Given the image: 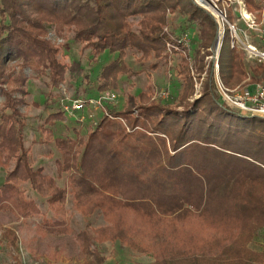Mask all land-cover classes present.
Wrapping results in <instances>:
<instances>
[{"label":"trees","instance_id":"trees-1","mask_svg":"<svg viewBox=\"0 0 264 264\" xmlns=\"http://www.w3.org/2000/svg\"><path fill=\"white\" fill-rule=\"evenodd\" d=\"M244 2L260 19L264 0ZM176 10L186 17L182 29L165 33L167 13ZM131 18H138L136 28ZM191 26H196V34L188 41L200 73L201 52L211 47L218 25L192 0H0V91L6 96L0 111V167L6 168L0 210H9L21 220L42 216L36 227L40 235H70L66 209L70 195L73 208L87 223L96 213L108 223L85 227L76 235L82 250L94 257L99 256L94 249L98 241L119 239L147 251L138 246V233L148 231L151 239L168 242L179 233L189 242L197 228L218 234L213 242L226 253L225 242L239 221L247 222L251 230L257 215L264 214V168L221 146L220 136L228 137L235 129L229 116H255L231 111L219 101L211 66L199 98L189 101L193 77L184 57L178 69L181 88L172 101H153L146 92L129 96L121 110L106 107L111 117L100 115L76 139L54 136L56 122L66 116L61 108L49 113L38 129L45 135L43 141L56 148L62 185L43 167L33 166L31 148L25 145L29 116L20 110L29 94L25 69L47 77L51 91L63 83L69 68L60 57V46L48 39V28L57 38L71 35L93 58L105 52L116 54L101 68L97 92L92 94L96 95L119 88V76L129 71L128 49L147 59L161 58L167 41L184 40ZM223 50L222 42L218 63L224 84L264 82L263 62H247L230 42L228 57L222 60ZM22 183L44 199L51 215L26 196ZM1 235L11 245L18 242L11 228ZM207 243L211 242L205 241L203 247Z\"/></svg>","mask_w":264,"mask_h":264},{"label":"rangeland","instance_id":"rangeland-1","mask_svg":"<svg viewBox=\"0 0 264 264\" xmlns=\"http://www.w3.org/2000/svg\"><path fill=\"white\" fill-rule=\"evenodd\" d=\"M193 3L202 8L194 1ZM216 4L218 9L224 11L227 21L235 26L238 38H233L234 45L242 52V56L247 62L256 60L247 56L243 50V43H250L256 46L258 50H264L259 31L247 29L244 22L238 18V13L233 7L224 9L223 4L225 3L222 1H218ZM205 10L212 15L218 25L213 43H215L220 30L223 33L218 52L213 43L207 50H202L204 67L201 72L199 73L197 66H195L193 47L188 41L189 38L195 36L196 26L186 29L187 36H184V40L178 41L179 43L167 41L166 49L161 58L151 57L147 59L142 56L141 52L128 49L125 61L129 71L127 74L119 76V88L112 89L117 93L118 98L114 107H110L121 110L129 96L135 97L140 92L149 94L153 101L164 103L172 101L181 88L178 69L184 57L188 60L190 74L193 77V92L189 101L200 97L208 67L212 66L215 58L219 61L222 42L224 47L222 60L227 59L228 45L234 35L226 20L223 21L218 14L215 15L212 11ZM185 19V15L179 10L168 12L163 31L165 33H179ZM131 21L136 28L138 18H131ZM225 28L226 38L223 40ZM47 37L60 46V57L69 66L65 80L58 88L50 91L51 88L47 85V77L37 76L26 68L25 74L28 76L27 90L29 94L26 96V103L20 107V110L29 116V124L25 128L24 139L25 145L31 148L33 166L35 168L43 167L46 174L53 176L57 183L62 185L63 178L58 176L57 171L58 154L56 148L43 141L45 135L38 128L49 113L60 108L61 98L65 96L72 98L89 97L95 94L101 68L113 60L116 54L105 52L100 57L93 58L90 50L82 51L80 44L74 41L71 35L65 34L64 38H57L53 28H48ZM221 82L230 88L240 87L241 89L245 87L243 85H226L222 79ZM163 91L168 92L167 97H162ZM217 98H219L218 95ZM5 104L6 96L0 91V111ZM65 116V121H58L53 127L56 137L76 139L78 135H85L88 126L92 125L89 122L76 123L74 117L68 113H65ZM226 117L228 119V116ZM229 124L230 126L232 124L235 129L228 137L225 133L220 136L221 146L264 168V118L260 116L240 118L231 115L229 116ZM11 166L12 164L9 168ZM5 172L6 168L0 167V185L3 182ZM21 188L28 198L35 200L43 213L51 215L44 199L39 197L28 183H22ZM66 209L68 223L73 232L70 235L62 236L50 234L43 236L37 233L36 227L41 223L42 216H32L26 220H21L9 210H0V264H154L167 261L171 264H264V214L257 215L251 230H248L247 222L243 225L239 221L231 232V238L225 242L229 245L226 253L223 252V248L216 245L217 242H213L212 237L218 234L197 228L196 233L194 231L193 241L189 242L184 240V236L181 237L179 233L171 235V242L165 238L151 239L148 231L138 233V246L147 251L133 249L119 239L98 241L95 242L94 249L99 253V256L94 257L82 250L76 241V235L85 227H106L108 223L101 213H96L87 223V218H84L73 208L70 195ZM124 227L126 228V225ZM129 227L132 228V225H128L127 229ZM5 228H11L17 234L18 242L15 246L3 239L1 232ZM142 230L139 229V231ZM182 241H186L187 244H182ZM205 241L211 243H207L203 247ZM182 248L184 250L181 251ZM219 253L220 256H218ZM99 257L101 261H99Z\"/></svg>","mask_w":264,"mask_h":264},{"label":"built area","instance_id":"built-area-1","mask_svg":"<svg viewBox=\"0 0 264 264\" xmlns=\"http://www.w3.org/2000/svg\"><path fill=\"white\" fill-rule=\"evenodd\" d=\"M196 4L202 8L209 10L208 7L214 8L218 12V16L230 26V30L234 32L232 36L231 45H234V39L238 38L236 34L235 26L229 23L226 19V15L223 10L217 8L216 2L222 1L224 9L233 7L238 13V18L241 19L246 25L247 29L258 30L260 34V40L264 44V25H261L254 14L249 12L246 8L244 0H193ZM206 5H205V4ZM221 30L218 33L217 39H215V49L218 52L220 48V42L222 37ZM184 39V38H183ZM243 50L247 56L252 59H256L259 62L264 63V50H258L256 46L250 43H243ZM214 85L220 102L229 110L236 111L238 113L249 116H260L264 118V82H258L250 85H246L244 88L235 87L230 88L223 85L219 76V63L215 58L211 66ZM162 97H167L168 92L163 91ZM117 93L112 89L104 90L96 95L89 97H68L60 99V108L65 113H68L78 123L83 124L89 122L92 125L96 124L97 118L100 115H106L111 117L110 112L106 107H114L117 103ZM103 111V112H102ZM98 113V114H97ZM122 120V119H121Z\"/></svg>","mask_w":264,"mask_h":264},{"label":"crops","instance_id":"crops-1","mask_svg":"<svg viewBox=\"0 0 264 264\" xmlns=\"http://www.w3.org/2000/svg\"><path fill=\"white\" fill-rule=\"evenodd\" d=\"M262 11H261V14H260V19L257 18V13L255 11H249L251 12L252 14L255 15L257 21L261 24V25H264V2L262 3ZM241 41V40H240Z\"/></svg>","mask_w":264,"mask_h":264},{"label":"bare ground","instance_id":"bare-ground-1","mask_svg":"<svg viewBox=\"0 0 264 264\" xmlns=\"http://www.w3.org/2000/svg\"><path fill=\"white\" fill-rule=\"evenodd\" d=\"M200 1H202V0H200ZM203 2V1H202ZM205 4V3H204ZM206 5V4H205ZM206 7L210 10V11H212L215 15H217L218 14V12H217V10L216 9H214V8H211V7H208L207 5H206Z\"/></svg>","mask_w":264,"mask_h":264}]
</instances>
